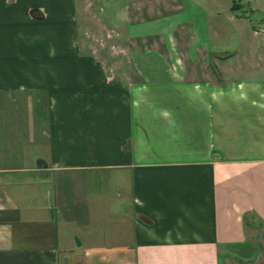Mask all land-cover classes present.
Returning a JSON list of instances; mask_svg holds the SVG:
<instances>
[{
  "label": "crops",
  "instance_id": "obj_1",
  "mask_svg": "<svg viewBox=\"0 0 264 264\" xmlns=\"http://www.w3.org/2000/svg\"><path fill=\"white\" fill-rule=\"evenodd\" d=\"M158 59L128 80L84 50L77 0H0V264L247 253L264 230V75L226 79L216 54L158 77Z\"/></svg>",
  "mask_w": 264,
  "mask_h": 264
},
{
  "label": "rangeland",
  "instance_id": "obj_2",
  "mask_svg": "<svg viewBox=\"0 0 264 264\" xmlns=\"http://www.w3.org/2000/svg\"><path fill=\"white\" fill-rule=\"evenodd\" d=\"M77 14L84 50L128 80L158 56V77L200 74V58L216 54L226 79L264 75V0H77ZM129 29L143 35L132 37ZM173 43L174 54L160 58ZM251 235L250 247L236 248L247 253L224 256L223 264H264V230Z\"/></svg>",
  "mask_w": 264,
  "mask_h": 264
},
{
  "label": "trees",
  "instance_id": "obj_3",
  "mask_svg": "<svg viewBox=\"0 0 264 264\" xmlns=\"http://www.w3.org/2000/svg\"><path fill=\"white\" fill-rule=\"evenodd\" d=\"M236 7H238V5H237V4L233 6V8H236Z\"/></svg>",
  "mask_w": 264,
  "mask_h": 264
}]
</instances>
